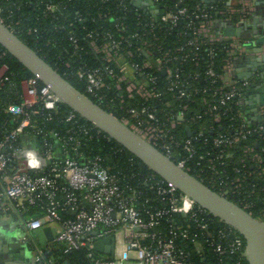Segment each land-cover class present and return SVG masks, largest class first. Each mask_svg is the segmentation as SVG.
<instances>
[{"label": "built area", "instance_id": "2783aa9c", "mask_svg": "<svg viewBox=\"0 0 264 264\" xmlns=\"http://www.w3.org/2000/svg\"><path fill=\"white\" fill-rule=\"evenodd\" d=\"M148 1L137 5L148 6ZM151 1L156 5L159 0ZM223 1L226 5L216 9L215 14H224L231 19L232 14L238 13L239 20L248 16L249 8L246 5L237 8L232 4L233 0ZM56 9V6L50 7L51 11ZM2 11L0 5V21L14 32L4 22ZM151 11L154 13L152 6ZM182 17L188 18L186 29L193 36L188 41L189 45L198 48L204 38L209 41L222 40L207 35L208 25L216 16L210 15L205 7L196 5L191 9L186 5H177L173 10L162 11L159 15L160 20L169 25L177 24ZM78 20L84 22L86 19L78 17ZM118 25H115L118 34L115 36L106 31L102 34V43L97 42L95 29L88 31L86 36L91 38L89 45L92 50L101 54L105 61L114 62L119 74L106 66L104 70L95 68L91 71L79 68L78 75L86 74L85 91L100 101H104V91L110 84L119 88L121 82H125L128 97L159 101L149 105L151 107H144L146 117L132 110L134 120H121L171 159L176 157L174 147L181 146L187 156L176 157L177 161H174L178 166L189 171L191 167L187 160L196 153L194 141L200 140L203 144L209 142L202 129L193 127L195 120L209 114L214 121H221L232 110L230 103L236 99L235 115L241 120L240 126L232 127L230 133H217L210 138L212 144L215 147H230L246 134L264 137V105L260 109L262 120L256 124L250 123L239 107L241 88L236 83L224 82L223 73L216 72L211 64H207L205 75L212 84H218L201 98L206 106L203 114L187 117L188 103L192 100L190 85L171 62L196 60L197 54L194 52L190 55L185 51L178 55L170 49L161 50L155 36L142 39L139 32L126 35L124 27ZM31 31L37 32L36 28L27 30ZM67 33L68 40L77 48L78 38L72 29H68ZM133 38L137 42L135 48L131 49ZM226 40L229 57L223 66L224 71L236 55L234 37ZM178 50L182 52L183 47ZM135 54L139 60L133 59ZM158 71L163 76L162 82L156 74ZM11 75L9 65L2 63L0 90L10 84ZM198 77L199 73L193 75V79ZM39 82L36 76L20 80L16 100L5 103L1 108L8 115L6 122L10 126L5 125L0 130V210L20 217L25 229L22 239L28 240L34 251V264H53L52 259L45 258V247L35 239L34 231L43 226L53 229L52 242L57 249L61 248L63 252L86 249L92 264H123L124 261L135 264H248L245 243L242 244L236 229L224 221V225L216 223L209 217V211L163 179L160 180L162 184L158 186V193L168 208L142 212L136 205V191L126 189L125 176L112 172L99 156L85 151L86 141L93 135L92 127L82 123L75 111L65 115L64 121L68 124L62 130L38 127L32 116L38 115L41 109L55 110L62 103L47 85H40ZM207 90L211 88L205 87L202 92ZM166 94H170L172 99L164 98ZM174 100L179 103H174ZM44 119H50V113ZM182 123L189 131L186 138L177 137L172 132ZM97 132H100L98 128ZM36 137L40 138L38 145L35 143ZM261 150L264 151V145ZM244 151L250 153L253 148L246 145ZM21 152L24 154L20 155ZM209 155L213 156V153L205 151L199 154V159L206 157L212 162V157H207ZM226 156L229 154L220 151L215 158ZM251 158L264 173V167L259 165L263 161L260 154L253 153ZM247 174L250 173L243 170L242 177L245 178ZM238 180L222 178L218 192L225 196L234 192L240 183ZM32 205L38 208L37 214L22 218V214ZM162 222L165 223L164 235L155 230ZM109 234L114 237L113 256L96 254L93 243Z\"/></svg>", "mask_w": 264, "mask_h": 264}, {"label": "trees", "instance_id": "16d2710c", "mask_svg": "<svg viewBox=\"0 0 264 264\" xmlns=\"http://www.w3.org/2000/svg\"><path fill=\"white\" fill-rule=\"evenodd\" d=\"M0 5L3 10L4 22L14 30L20 39L33 48L74 87L86 93L93 101L118 119L129 118L134 120L135 118L131 117L132 110L138 111L139 116L146 117L144 107L154 105L159 101L156 99L145 101L138 96L128 97L125 82H121L119 88L110 84L104 91V101L88 94L85 91L88 77L86 74L79 76V68L84 71H91L95 68L104 70L106 66H109L119 74L114 62L105 61L101 54H96L92 50L89 45L91 38L86 36L88 31L95 29L98 33L97 42L102 43L104 41L102 34L110 31L116 36L118 31L115 25L119 24L118 26L124 27L126 35L139 32L142 39H150L155 36V42L162 47L161 50L170 49L178 55L185 51L189 52L190 55L195 52L197 54L196 60L171 62V65L180 70L181 77L188 80L190 85L192 100L188 103L187 117L193 114H203L206 106L202 103L201 98L207 96L218 84V82L212 84L206 77L207 64H211L216 72L223 73V66L229 57L228 40L209 41V39L204 38L200 46L196 48L188 44V41L193 37L191 31L186 29L188 18H180L175 25L162 22L159 18L160 12L173 10L177 5H186L191 9L199 5L205 7L212 16L225 17L224 14L214 13L216 9L226 5L224 1L207 4L200 0H183L181 2L178 0H159L156 3L158 6L154 13L151 11V6L144 5L141 7L137 5L135 0H0ZM51 6H56L57 9L51 11ZM235 7L239 8L240 6L235 5ZM78 17L86 20L79 22ZM239 18L240 14L238 13L231 16L233 21L239 20ZM34 28L37 32H27L28 29ZM68 29H72L78 38L77 48L73 47L68 40ZM131 41L130 48L134 49L137 40L133 38ZM180 47H183L182 52L178 50ZM133 59L139 60L136 54ZM2 63L9 65L12 75L10 84L0 90V130H3L5 125L10 126V123L6 122L8 115L1 110L2 106L7 102L16 100L21 79L34 76L0 46V65ZM195 73H199V77L193 79ZM156 74L162 82V74L159 71ZM39 84L42 85V82L40 81ZM205 87L211 88V90L202 92ZM165 97L168 100L172 99L170 94H166ZM237 100L230 103L232 110L224 115L219 122L214 121L209 114L202 115L201 118L195 120L193 127L198 130L202 129L204 137L209 139V142L203 144L200 140L194 141L196 153L187 160L191 167L189 172L216 191H219V182L222 178L227 179V181H235L238 178L240 182L238 187L234 192L226 194V197L238 205L244 206L254 217L264 220V173L260 171L258 164L251 158L253 153L260 154L263 161L259 165L264 167V151L261 150L264 145V137H258L257 134H246L244 138L230 147H215L210 140L217 133H230L232 127L240 126L241 120L235 115ZM174 103L177 104L179 101L174 100ZM70 111L72 110L68 106L59 103L55 110L41 109L38 115L32 116V119L43 130H62L63 126L68 124H65L64 118ZM47 113H50V119L45 120L44 116ZM79 119L82 123L92 127L93 135L86 141L85 151L92 156H99L101 162L107 165L112 172H118L119 175L125 176L126 189L127 191L133 189L136 191V205L140 210L145 212L155 208H168L158 193V186L162 184L161 178L121 144L111 138L109 139L104 132H97V128L81 116ZM172 132L180 138H186L189 135L185 123L177 125ZM35 143L37 145L40 143L39 137H36ZM246 145H251L253 151L246 153L244 151ZM174 151L176 157L187 156V152L181 146H175ZM205 151L213 153V156H207L212 157V162H209L206 157L202 160L199 159V154H204ZM220 151L229 154V156L216 159V154ZM176 157H172V159L177 161ZM243 170L250 173L245 178L242 177ZM37 209L34 205L29 206L28 210L22 214V218L37 214ZM5 216L17 217L15 214L0 210V219ZM209 217L216 223L224 225L222 220L212 214H209ZM18 218L20 219V217ZM155 230L161 231L164 235L165 223L162 222L157 226V229L155 227ZM236 234L244 244L245 239L242 234L237 230ZM94 251L96 250L94 249ZM51 253L55 261L68 259L72 264H92L87 257L86 249L70 252H63L61 248L50 249L45 256L47 260L50 259L48 255ZM95 253L99 254L97 251Z\"/></svg>", "mask_w": 264, "mask_h": 264}, {"label": "water", "instance_id": "95a60500", "mask_svg": "<svg viewBox=\"0 0 264 264\" xmlns=\"http://www.w3.org/2000/svg\"><path fill=\"white\" fill-rule=\"evenodd\" d=\"M0 46L43 84L47 85L60 101L87 122L121 144L164 181L191 198L197 205L234 227L245 239L248 264H264V220L254 217L244 207L206 185L202 180L178 164L141 137L121 119L105 110L87 94L74 87L63 75L46 62L33 48L20 39L0 21ZM33 151H30L32 153ZM23 155L24 152L19 153ZM34 235L41 245L53 240L49 226L37 228ZM26 241V239L24 240ZM98 252L113 256L114 237L109 234L96 240ZM47 256V252H45ZM60 264H71L68 259Z\"/></svg>", "mask_w": 264, "mask_h": 264}, {"label": "crops", "instance_id": "0c3cea01", "mask_svg": "<svg viewBox=\"0 0 264 264\" xmlns=\"http://www.w3.org/2000/svg\"><path fill=\"white\" fill-rule=\"evenodd\" d=\"M146 1L136 0V3ZM200 1L210 4L223 0ZM149 4L156 10L157 6L151 0ZM232 4L246 5L249 8L248 16L236 21L218 16L209 23L207 35L220 39L234 37L236 55L223 72L222 79L228 84H238L241 88L239 107L244 117L256 124L262 120L260 109L264 105V0H233ZM20 221L18 217L11 216L0 219V264H34V251L29 241L22 239L25 229ZM35 239L40 244L37 236ZM43 246L47 254L50 249H57L52 241ZM98 253L103 257L110 256L104 252ZM48 256L53 264L65 260H53L52 253Z\"/></svg>", "mask_w": 264, "mask_h": 264}, {"label": "rangeland", "instance_id": "374dc122", "mask_svg": "<svg viewBox=\"0 0 264 264\" xmlns=\"http://www.w3.org/2000/svg\"><path fill=\"white\" fill-rule=\"evenodd\" d=\"M123 264H135L133 261H124Z\"/></svg>", "mask_w": 264, "mask_h": 264}]
</instances>
